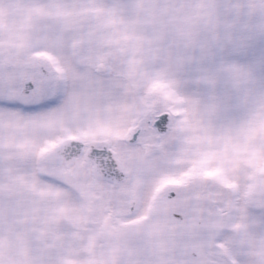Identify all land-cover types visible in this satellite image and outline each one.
<instances>
[{"label":"snow or ice","instance_id":"1","mask_svg":"<svg viewBox=\"0 0 264 264\" xmlns=\"http://www.w3.org/2000/svg\"><path fill=\"white\" fill-rule=\"evenodd\" d=\"M0 264H264V0H0Z\"/></svg>","mask_w":264,"mask_h":264}]
</instances>
